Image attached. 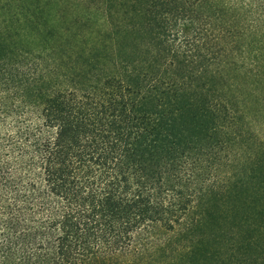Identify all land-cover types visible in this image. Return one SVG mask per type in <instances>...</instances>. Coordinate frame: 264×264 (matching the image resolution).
Listing matches in <instances>:
<instances>
[{"label":"trees","instance_id":"trees-1","mask_svg":"<svg viewBox=\"0 0 264 264\" xmlns=\"http://www.w3.org/2000/svg\"><path fill=\"white\" fill-rule=\"evenodd\" d=\"M0 264H264V0H0Z\"/></svg>","mask_w":264,"mask_h":264}]
</instances>
